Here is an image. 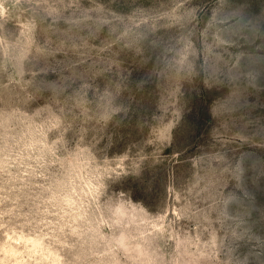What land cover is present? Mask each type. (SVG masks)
<instances>
[{
  "label": "rangeland",
  "instance_id": "rangeland-1",
  "mask_svg": "<svg viewBox=\"0 0 264 264\" xmlns=\"http://www.w3.org/2000/svg\"><path fill=\"white\" fill-rule=\"evenodd\" d=\"M0 264H264V0H0Z\"/></svg>",
  "mask_w": 264,
  "mask_h": 264
}]
</instances>
